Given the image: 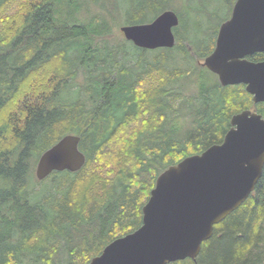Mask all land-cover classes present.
Returning <instances> with one entry per match:
<instances>
[{
  "label": "trees",
  "instance_id": "trees-1",
  "mask_svg": "<svg viewBox=\"0 0 264 264\" xmlns=\"http://www.w3.org/2000/svg\"><path fill=\"white\" fill-rule=\"evenodd\" d=\"M17 1L0 0V264L90 263L141 226L164 170L222 143L234 115L253 109L264 118V104L254 105L242 85L221 86L206 68L193 69L213 50L219 27L214 39H202L199 20L208 14L211 26L213 12H199L193 33L179 19L173 48L145 50L102 44L106 23L66 18L64 0H20L18 19L5 21ZM107 1L124 4V22L134 25L151 22L168 0ZM175 53L185 69L167 67ZM185 78L195 79L196 92L187 102L190 127L179 129L169 118L178 113L171 100L180 96L170 94L178 88L168 87ZM66 135L79 136L84 166L37 183L39 157ZM103 166L110 168L95 172ZM170 264H264V167L254 192L215 225L196 259Z\"/></svg>",
  "mask_w": 264,
  "mask_h": 264
},
{
  "label": "water",
  "instance_id": "water-1",
  "mask_svg": "<svg viewBox=\"0 0 264 264\" xmlns=\"http://www.w3.org/2000/svg\"><path fill=\"white\" fill-rule=\"evenodd\" d=\"M178 16L164 11L152 22L120 28L126 41L145 50L173 48ZM264 0H236L218 30L204 67L221 86L244 85L254 103H264ZM80 138L66 135L38 159L35 176L77 172L85 164ZM264 167V118L245 110L231 119L222 143L164 170L142 208L141 226L115 239L88 264H170L195 260L214 227L254 192Z\"/></svg>",
  "mask_w": 264,
  "mask_h": 264
},
{
  "label": "rangeland",
  "instance_id": "rangeland-1",
  "mask_svg": "<svg viewBox=\"0 0 264 264\" xmlns=\"http://www.w3.org/2000/svg\"><path fill=\"white\" fill-rule=\"evenodd\" d=\"M232 2H233V0H230V2L229 1H226V2L222 1L221 2L219 0H168L167 2H165L163 4L162 12H164V11L174 12L178 16V18L181 20V25H182L181 29H182V27H184V29H189L191 33H193V31L196 30L194 26L197 22V19H198L197 16L199 15V12H204L205 10H207L208 13L213 12L215 14V17L212 20L211 26H210V19L207 16L208 15L207 13H206L207 15L202 14L199 17V20H201V24H202V39H205L204 37H206V36L209 37L210 39H214L215 34H213L212 31H213V29L220 27L224 22H226L230 18L231 12H232V9L234 6V4L232 6ZM24 4H25V2H20V0H18L17 2L13 3L10 7H8V9L4 12L5 21L7 20V22H8V20L10 21L13 18L15 20H17L18 17L20 16L21 11H22V8H23L22 5H24ZM64 4L69 6V7L68 6L63 7L64 9H62V14H63V16L66 15V18H68V17L74 18L77 21L85 22L87 24H91L93 19H95L97 21H104L106 23V25L109 27V30L106 33L107 38L104 42H101L102 44L104 43L105 45L114 48L119 43L126 41L123 37V34L120 31V28L122 26H126L129 24L125 23L126 22L125 21V18H126L125 7H122L124 4L120 3L119 1L116 2V4L121 5L119 7L114 6L112 1L110 4L107 0L106 1L104 0V3L102 0H96L94 3H93V1H90V0H64ZM103 4H104V7L102 9ZM70 12H71V14H70ZM229 13H230V15H229ZM228 15H229V18H227ZM148 16L150 17L151 14H148ZM225 18H227V19L224 22H222V24H221V21H223ZM153 20H150V21L152 22ZM146 23H150V22H146ZM146 23H143V24H146ZM134 25H136V24H134ZM216 36H215V41H216ZM205 40H207V39H205ZM185 45H187V44L185 43ZM214 47H215V42H214L213 50H214ZM126 50L129 51V48H126ZM188 50L189 51L191 50L189 45H188ZM176 53L174 54V56H172V58H173L172 61L169 60L167 67H169V68L179 67V68L185 69L187 67L185 64L186 61H182V58H180V56L178 57V55H177L178 53L177 54ZM128 57L130 60L136 59L135 58L136 56H132V54H130ZM148 57L151 58L152 56H148ZM207 57L202 58V59H199V58L194 59L195 62H194V68L193 69L198 70V71L196 70V73H199L201 71L203 72V68H205L204 67V60ZM207 79L210 82L214 81V79L211 76H207ZM75 80H74L75 84L81 83L83 81L82 73H80L76 77ZM180 84H182V85L172 84L168 87L169 91L173 90L175 87L178 88V90H175V91L173 90L174 92L172 91V93H170V94H172L171 97L176 96V94L179 95L180 100H181V101L179 100V101H175V102L171 100V106L174 104V108L178 109V113L172 112L173 116H170L169 118L173 117V120L170 119V122H171V121L175 120L174 116H176L177 117L176 121L177 122L179 121L178 124L176 122V124L178 125V128L179 129H188L190 127V125H188V123H187L188 122V115H187L188 110L186 109V108H188L187 102L189 100H191L192 94L195 95L196 82H195L194 78H192V79L185 78V79H182L180 81ZM180 87L181 88L183 87V89L180 90ZM251 111H254V110H251ZM35 168H36V166H35ZM35 168L33 169V178L35 179V181L37 183H42L45 179L43 181H39L36 179ZM92 168H95V167H92ZM109 168L110 167H108V166L107 167L103 166L102 168H97L94 170L98 174H104L105 172H107V170Z\"/></svg>",
  "mask_w": 264,
  "mask_h": 264
},
{
  "label": "flooded vegetation",
  "instance_id": "flooded-vegetation-1",
  "mask_svg": "<svg viewBox=\"0 0 264 264\" xmlns=\"http://www.w3.org/2000/svg\"><path fill=\"white\" fill-rule=\"evenodd\" d=\"M219 30V29H218ZM217 33H218V31H217ZM217 35V34H216ZM216 38H217V36H216ZM255 54H262L263 55V59L262 60H260V61H254V60H252V59H250V57H252L253 55H255ZM255 54H253V55H251V56H248V57H246V59L248 60V61H250V62H253V63H260V62H263L264 61V54L263 53H255ZM216 76V75H215ZM217 77V76H216ZM218 79V78H217ZM242 85V84H241ZM243 87H244V90L246 91V89H245V86L244 85H242ZM246 93H247V91H246ZM250 97H251V100H252V103L254 104V105H258V104H264V103H254V101H253V95H250L249 93H247ZM251 110H253V109H249V111H251ZM251 112H256L255 110L254 111H251ZM257 113V112H256ZM260 115V114H259ZM231 128V127H230Z\"/></svg>",
  "mask_w": 264,
  "mask_h": 264
},
{
  "label": "bare ground",
  "instance_id": "bare-ground-1",
  "mask_svg": "<svg viewBox=\"0 0 264 264\" xmlns=\"http://www.w3.org/2000/svg\"><path fill=\"white\" fill-rule=\"evenodd\" d=\"M18 8H19V7H18ZM20 11H21V10H20ZM21 12H22V11H21ZM19 13H20V12H19ZM106 52H107V51H106ZM93 55H94V54H93ZM113 59H114V58H113ZM67 65H68V64H67ZM78 72H79V71H78ZM125 73H126V72H125ZM72 76H73V75H72ZM72 76H71V77H72ZM61 85H62V84H61ZM158 123H159V122H158ZM166 135H167V134H166ZM113 164H114V163H113Z\"/></svg>",
  "mask_w": 264,
  "mask_h": 264
}]
</instances>
